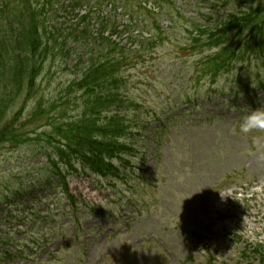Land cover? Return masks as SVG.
<instances>
[{
    "label": "rangeland",
    "instance_id": "obj_1",
    "mask_svg": "<svg viewBox=\"0 0 264 264\" xmlns=\"http://www.w3.org/2000/svg\"><path fill=\"white\" fill-rule=\"evenodd\" d=\"M174 1L186 19L200 24L204 21L200 15L210 13L206 0ZM58 18L66 28L77 22L75 15L67 11L59 12ZM152 21L160 22L169 39L180 42L158 47L133 70L131 90L133 99L150 111L162 113L173 109V91L180 90L179 75L193 85L196 64L209 53L204 52L200 58L193 56L166 15ZM117 22L121 28L126 23L120 16ZM142 25L153 27L147 16L142 17ZM180 27L184 28L182 24ZM130 43L128 49H137V44ZM73 46L83 49L78 44ZM67 61L59 55L40 76L41 94L46 101L63 97L64 84L75 71ZM224 93L213 94L206 87L197 93L190 89L183 92V98L174 101L177 109L169 119L163 115L153 122L166 128L148 134L144 163L135 160L132 169L136 174L131 173L127 188L124 184L119 188L101 186L93 177H72L69 189L78 199V226L71 220L73 213L71 217H57V212L64 214L66 205L60 204L64 196L59 192L43 189L24 200L23 206L16 200L6 205V210L8 207L13 211L21 206L24 211L35 206L37 212L50 208L57 219L50 224L54 231L43 240L41 249L28 243L25 257L14 258L11 264H262L255 250L264 253V130L245 135L239 128L250 109L264 107V94L252 90L240 97L230 91ZM186 100L191 103H184ZM179 111L188 112L180 117ZM32 156L26 149H0V184L10 175L14 177L10 189L18 187L19 177L36 180L35 164L42 159ZM39 164L43 167L44 161ZM130 197L139 203L130 204ZM81 202L91 207L101 205L118 215L127 212V217L119 224L115 214L104 216L98 207L90 210ZM8 217L10 220L1 217L0 222L5 233L12 235L21 227L27 228ZM46 225L34 222L35 237ZM204 227L210 234L197 241L192 232ZM15 240L29 242V237L15 236Z\"/></svg>",
    "mask_w": 264,
    "mask_h": 264
},
{
    "label": "trees",
    "instance_id": "obj_2",
    "mask_svg": "<svg viewBox=\"0 0 264 264\" xmlns=\"http://www.w3.org/2000/svg\"><path fill=\"white\" fill-rule=\"evenodd\" d=\"M18 5H19V10H20V15L23 16V14L30 13L29 7L26 4L25 0H21ZM233 30H234V28L228 27V28H225L221 31L210 32L209 34H207V36L209 38V40H208L209 45L212 47L219 46L222 42H224L226 39L229 38L228 35L230 34V32H233ZM9 62L20 64L19 60L15 56L9 57ZM217 62L225 63V50L214 55L212 63H217ZM25 65H28V64L25 63ZM12 67H13V70H11V71L13 72V74H11V75L13 76L16 73L17 64H13ZM101 68H103V67H101ZM78 85L82 86L83 83H79ZM83 88L87 92L89 97L92 96L91 95L92 93H94V90L87 87V86H83ZM89 126H90V124L87 120H80L79 121L77 119H70L68 122L65 123V125L63 127H61V128L57 127L56 129H57L58 133L65 140L80 142L83 139V137H85V135L87 133H89V130H88ZM105 141L107 142L108 139H106ZM84 157H85V160H87V162L95 165L96 162L93 160V158H91L88 155L84 156Z\"/></svg>",
    "mask_w": 264,
    "mask_h": 264
},
{
    "label": "clouds",
    "instance_id": "obj_3",
    "mask_svg": "<svg viewBox=\"0 0 264 264\" xmlns=\"http://www.w3.org/2000/svg\"><path fill=\"white\" fill-rule=\"evenodd\" d=\"M255 130H264V107L252 110L244 116L239 131L242 134H249Z\"/></svg>",
    "mask_w": 264,
    "mask_h": 264
}]
</instances>
